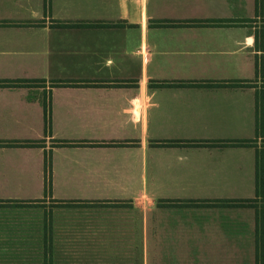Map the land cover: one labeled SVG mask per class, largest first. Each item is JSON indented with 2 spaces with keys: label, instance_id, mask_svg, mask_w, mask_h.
<instances>
[{
  "label": "crops",
  "instance_id": "crops-1",
  "mask_svg": "<svg viewBox=\"0 0 264 264\" xmlns=\"http://www.w3.org/2000/svg\"><path fill=\"white\" fill-rule=\"evenodd\" d=\"M255 199L264 0H0V264H264Z\"/></svg>",
  "mask_w": 264,
  "mask_h": 264
},
{
  "label": "rangeland",
  "instance_id": "rangeland-1",
  "mask_svg": "<svg viewBox=\"0 0 264 264\" xmlns=\"http://www.w3.org/2000/svg\"><path fill=\"white\" fill-rule=\"evenodd\" d=\"M31 85H34V86H42L43 84L41 83H34V84H30ZM216 206V207H225V206H228V207H240V206H246L248 208H252L254 210H256L257 208H260L262 206H264V202L263 201H260L259 199H255V200H252V201H247V202H243V203H235V202H216V203H213V204H209V205H204V206ZM47 221V220H46ZM45 221V222H46ZM45 229H46V226H45ZM48 235L49 233L47 234V232L44 233V246H43V256H44V261L46 264H48L50 262V248L48 247Z\"/></svg>",
  "mask_w": 264,
  "mask_h": 264
},
{
  "label": "trees",
  "instance_id": "trees-1",
  "mask_svg": "<svg viewBox=\"0 0 264 264\" xmlns=\"http://www.w3.org/2000/svg\"><path fill=\"white\" fill-rule=\"evenodd\" d=\"M7 84L11 85V84H14V83H3V82L1 83V85H7ZM259 110H260V104L257 102V104H256L257 115H259L258 114ZM257 124H259L258 117H257ZM228 144H233L234 145V143H228ZM237 144H239V143H237ZM256 166H257V173H259V171L261 170V159H260V156H257Z\"/></svg>",
  "mask_w": 264,
  "mask_h": 264
}]
</instances>
